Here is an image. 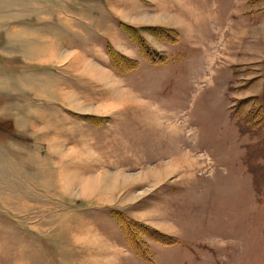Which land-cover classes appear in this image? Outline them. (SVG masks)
I'll list each match as a JSON object with an SVG mask.
<instances>
[{"label": "rangeland", "instance_id": "374dc122", "mask_svg": "<svg viewBox=\"0 0 264 264\" xmlns=\"http://www.w3.org/2000/svg\"><path fill=\"white\" fill-rule=\"evenodd\" d=\"M0 264H264V0H0Z\"/></svg>", "mask_w": 264, "mask_h": 264}, {"label": "bare ground", "instance_id": "6f19581e", "mask_svg": "<svg viewBox=\"0 0 264 264\" xmlns=\"http://www.w3.org/2000/svg\"><path fill=\"white\" fill-rule=\"evenodd\" d=\"M122 100H120L119 101V105H118V109H125L126 108V106H125V104L123 103V102H121ZM183 162V161H182ZM191 164V162H188L187 160H185L184 161V163H182V165H181V167H187L188 165H190ZM181 167H179V170H180V168ZM182 169V168H181ZM165 170H167V171H170V168L168 167L167 169H165ZM163 174H161V175H158L159 177H156V178H154V180L156 179V180H159L163 175L164 176H166V174H168L166 171L165 172H162ZM165 173V174H164ZM103 187H105L106 189H107V187L105 186V185H103L102 184V182H100V183H96L95 185L93 184V185H87L86 187H85V189H84V193H86V194H88L89 192H91V191H93L94 190V192H97V191H95V190H97V189H99V192H100V190H102L103 189ZM106 189H103L104 191L106 190ZM102 190V191H103ZM101 191V192H102ZM103 191V192H104Z\"/></svg>", "mask_w": 264, "mask_h": 264}, {"label": "crops", "instance_id": "0c3cea01", "mask_svg": "<svg viewBox=\"0 0 264 264\" xmlns=\"http://www.w3.org/2000/svg\"><path fill=\"white\" fill-rule=\"evenodd\" d=\"M215 58V57H214Z\"/></svg>", "mask_w": 264, "mask_h": 264}]
</instances>
